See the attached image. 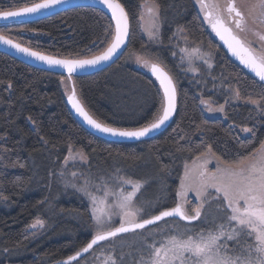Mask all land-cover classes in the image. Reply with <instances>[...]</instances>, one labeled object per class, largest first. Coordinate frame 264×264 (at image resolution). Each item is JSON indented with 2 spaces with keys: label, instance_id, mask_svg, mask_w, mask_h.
<instances>
[{
  "label": "trees",
  "instance_id": "trees-1",
  "mask_svg": "<svg viewBox=\"0 0 264 264\" xmlns=\"http://www.w3.org/2000/svg\"><path fill=\"white\" fill-rule=\"evenodd\" d=\"M38 1L0 0V11ZM119 1L131 23L127 50L109 68L75 77L77 93L106 124L127 129L149 124L161 114L163 93L149 70L130 58L146 55L163 64L176 82L175 118L149 139L105 140L73 115L66 100L69 77L0 52V264H54L80 251L96 234L89 195L82 187L96 194L122 178L140 181L135 207L143 211L137 220L146 219L180 202L185 166L206 155L209 145L222 162H232L250 157L264 141V102L254 105L249 100L264 96V83L229 56L195 0H150L159 8L157 41L147 37L142 24V7L149 0ZM181 31L194 46L212 52V60L199 65L198 73L182 62ZM0 33L52 55L84 58L111 43L114 23L99 9L75 7L30 23L0 24ZM203 100L223 107V115L209 116ZM70 148L85 159L66 163ZM208 194L199 219L170 217L119 234L68 264H139L153 243L157 247L189 229L192 234L215 231L227 223L213 199L218 196L215 189L209 188ZM200 203V197L187 195L184 208L194 214ZM36 220L43 225L33 228ZM253 242L254 236L249 237L248 243ZM227 247H237L236 241L229 240Z\"/></svg>",
  "mask_w": 264,
  "mask_h": 264
},
{
  "label": "snow or ice",
  "instance_id": "snow-or-ice-1",
  "mask_svg": "<svg viewBox=\"0 0 264 264\" xmlns=\"http://www.w3.org/2000/svg\"><path fill=\"white\" fill-rule=\"evenodd\" d=\"M59 3H62V0H43L41 3L25 6L17 11L0 12V17H19L24 14L35 13L40 9H47ZM101 3L111 10L112 19L115 21V28L111 43L108 47L90 59H59L44 55L30 48L22 47L18 43L14 44L12 40L3 35H0V41L49 65L63 67L69 74L75 72L77 68L107 61L125 43V39L129 34V21L128 13L119 0H101ZM197 3L200 5L201 11H204L205 18L211 24L213 30L221 36V39H225V34H227L228 39H225V42L228 43L229 48L237 55L243 53L241 55L242 62L251 68L261 81H264V55H251L244 43L237 36L232 35L231 29L224 26L222 14H218L227 11L231 17L234 13L235 26L238 30L242 31L244 15L236 8L234 0H228L225 9H220L219 4L209 3L207 0H197ZM155 7L156 5L153 3L148 11L155 14ZM250 12L255 13L259 22L264 24V0H254ZM255 34L259 36L260 40L264 41V34L259 32ZM193 51L198 52V49H194ZM145 66H149L147 62H145ZM150 68L163 89L162 107L161 114H158L152 122L144 127L127 130L101 124L85 111L84 107L76 99L74 90L73 94L69 96V100L73 108H75L84 120L99 131L120 137H143L163 125L171 117L176 107V87L171 76L156 64H151ZM236 96L239 98L238 91L236 92ZM249 100L254 105H261L264 102V96H261L260 100L251 98ZM202 103L207 102L202 101ZM208 110L223 111V107L219 109L209 107ZM243 131L251 132L252 130L244 128ZM69 151L71 154V148ZM211 152L212 149L209 145L207 155H210ZM255 152L256 155L251 159L249 157H243L232 162H221L217 157L218 167L214 172L207 171L206 164L208 161L206 158L204 159V163L200 164L198 161L201 160V157H197L191 168L187 165L185 166L184 177L181 180L180 191L178 193L181 197L180 202H177L170 209L160 211L158 215H154L150 219H141L139 222H136V216L143 209H137L136 212L129 211L133 198L141 188L139 182L134 183L133 190L127 193L123 190L115 193L106 189L105 198L101 200H98L97 197L89 193L87 187H82L80 190L85 192L86 195H89L93 201V217L97 222L98 230L90 242L73 256H69L67 261L71 262L76 260L81 255V252L87 253L99 241H104L108 237H115L118 233L144 229L146 225L155 224L164 218L179 217L185 221L197 220L201 217V209L208 203V189L213 188L218 194L213 199L218 204V210L225 213L224 219L227 224L231 225L230 229H225L224 225L221 224L215 231L210 229L206 234L202 230L194 236L189 235L184 239L176 235L170 236L159 247H156L155 243L149 245L148 257L145 259L141 256L139 264H264V141L260 142V147ZM79 155L81 159H85L83 154ZM125 183L133 182L125 181ZM188 189L195 191L197 197L201 198L200 205L193 209L194 214H189L184 208L185 200L183 198L186 196ZM108 195L116 196L114 205H106ZM99 204L106 205L108 208L107 213H105L104 209L97 207ZM114 209L118 211H113ZM98 213H105L108 219H111V215L113 214L120 215L122 213L124 221L120 223L119 227L108 231H100L99 229L104 226L105 220ZM232 222L235 223L233 224ZM42 224V221L36 220L32 227H36L37 225L42 226ZM180 235L183 236L184 233H180ZM225 235H227L228 240L236 241L237 247L230 250L231 255L228 251L224 250L227 249L226 242L224 244L220 243L221 237ZM253 236L254 242L248 243V238ZM109 259L112 258L109 257ZM113 264H115L114 260Z\"/></svg>",
  "mask_w": 264,
  "mask_h": 264
},
{
  "label": "water",
  "instance_id": "water-1",
  "mask_svg": "<svg viewBox=\"0 0 264 264\" xmlns=\"http://www.w3.org/2000/svg\"><path fill=\"white\" fill-rule=\"evenodd\" d=\"M43 2V0L41 1H38V2H35V3H41ZM120 2V1H119ZM35 3H32V4H35ZM121 3V2H120ZM32 4H29V5H26V6H31ZM122 4V3H121ZM123 5V4H122ZM25 7V6H23ZM75 7H92V8H96V9H99L105 13H107L111 19H112V15H111V10L108 9L106 7V5H104L103 3H101V0H62V3H59V4H56V5H53L47 9H40L39 11L35 12V13H28V14H24V15H21L19 17H8V18H3V17H0V24H25V23H30V22H33V21H36V20H41V19H44V18H47V17H50V16H53L55 14H58L60 12H63L65 10H68V9H71V8H75ZM20 8L22 7H19V8H15V9H10V10H4V11H0V12H7V11H17L19 10ZM125 9V7H124ZM125 11L127 12V10L125 9ZM128 13V12H127ZM113 20V19H112ZM224 20V26L231 29V32H232V35H235L237 36L245 45V47H247L251 53V55L253 56H258L255 51L251 48L250 45H248L244 39L242 38L241 35H239L235 30L234 28L232 27V25L228 24L226 22L225 19ZM128 21H129V34H128V37L125 39V43L116 51V53L113 54V56L107 60V61H101L99 62L98 64L96 65H86L84 66L83 68H77L75 72L69 74L67 72L66 69H64L63 67H60V66H54V65H49L47 64L46 62L44 61H40L38 59H36L35 57H32V56H29L23 52H20L18 51L15 47L11 46V45H8L6 43H4L3 41H0V52H3L29 66H32L34 68H38V69H41V70H45V71H48V72H53V73H56V74H60V75H65L67 77H69L70 81H71V91L69 92V94L67 95L66 97V100H67V103L73 113V115L76 117V119L89 131L91 132L92 134L98 136V137H101L105 140H108V141H116V142H136V141H141V140H144V139H149L153 136H156L158 134H160L161 132L165 131L169 126L170 124L172 123V121L174 120L175 118V115L177 113V108H178V90H177V85H176V82L172 76V74L168 71V69L165 68V66L157 61L155 62H152V64H156L158 65L161 69H163V71L167 72L169 76H171L172 80H173V83L176 87V107H175V110L173 112V114L171 115V117L163 124L161 125L158 129H155L151 132H149L147 135L143 136V137H139V138H136V137H120V136H113L109 133H104V132H101L99 131L98 129L94 128L93 126L89 125L87 123L86 120H84V118L75 110V108H73L72 106V103L71 101L69 100V96H71L73 94V90L75 91V96H76V99L81 103V105L84 107L85 111L88 112V114L90 116H92L93 119H95L97 122L101 123V124H104V125H107V126H111L109 124H106L102 121H100L98 118H96L89 110L88 108L85 106V104L83 103V101L81 100V98L79 97L78 93H77V89H76V86H75V81H74V78L75 77H79V76H86V75H91V74H94V73H97V72H100V71H103L107 68H109L110 66H112L114 63H116L121 57L122 55L125 53V51L127 50V47H128V44H129V41H130V35H131V23H130V17H129V14H128ZM113 23H114V28H115V21L113 20ZM210 27H211V30L213 31L215 37L217 38V40L220 42L221 46L226 50V52L229 54V56L235 61L237 62L240 66H242L247 72H249L253 77H255L256 79L260 80V78L256 75V73L251 69L249 68L248 66H246L245 63L242 62V59H241V55H243V53L241 55H237L235 54L232 49L229 48L228 46V43L225 42V39H228V36L227 34H225V39H221V36L217 34L216 31L213 30L211 24H210ZM0 35H3L5 37H7L8 39L12 40L14 44H20L22 47H26V48H30L31 50L33 51H37V52H40L44 55H49V56H53V57H56V58H59V59H90L92 58L93 56L95 55H98L100 53H97L93 56H89V57H84V58H70V57H61V56H57V55H52V54H49V53H46V52H42V51H39V50H36L34 48H31L29 46H26L20 42H18L17 40L5 35V34H2L0 33ZM108 47V46H107ZM106 47V48H107ZM105 48V49H106ZM104 49V50H105ZM103 50V51H104ZM102 51V52H103ZM149 73L157 80L159 86H160V82L159 80L157 79L156 75L153 74V72L151 71V68L149 69ZM261 81V80H260ZM264 83V81H261ZM161 87V86H160ZM162 90V93H163V89L161 88ZM146 126V125H145ZM111 127H114V126H111ZM144 127V126H142ZM114 128H119V127H114ZM138 128H141V127H138ZM138 128H133V129H127V128H120V129H127V130H135V129H138ZM159 213L155 214V215H158ZM151 217L149 218H146V219H150ZM170 218V217H169ZM173 218V217H172ZM174 218H177V219H180L179 217H174ZM166 219V218H164ZM163 219V220H164ZM140 220H137L136 222H139ZM162 221V220H161ZM185 221V220H184ZM194 221V220H192ZM160 222V221H158ZM156 222V223H158ZM188 222H191V221H188ZM155 223V224H156ZM153 225V224H152ZM120 226V225H119ZM119 226H116V227H119ZM147 226H151V225H146L145 227ZM115 227V228H116ZM114 229V228H113ZM136 230H139V229H136ZM119 234H122V233H118L117 235ZM109 238H112V237H108L107 239ZM106 239V240H107ZM105 241V240H104ZM90 242V241H89ZM103 241H99L97 243V245L99 243H101ZM97 245H94L93 248ZM92 250V249H91ZM91 250H89L87 253H84V252H81V255L79 257L76 258V260L84 257L86 254H88ZM73 256V255H72ZM74 260V261H76ZM73 262V261H71ZM71 262H68L67 261V258L64 259V260H61L59 262H56L54 264H68V263H71Z\"/></svg>",
  "mask_w": 264,
  "mask_h": 264
},
{
  "label": "rangeland",
  "instance_id": "rangeland-1",
  "mask_svg": "<svg viewBox=\"0 0 264 264\" xmlns=\"http://www.w3.org/2000/svg\"><path fill=\"white\" fill-rule=\"evenodd\" d=\"M199 11L204 15V11H201V7L200 5L197 3V0H195ZM207 2L209 3H217L220 4V7H222L223 9H225V5L228 3V0H207ZM235 2V6L238 10H240L243 15H244V24H246V26H244L245 28H243V30H238L237 28H235V31L242 36V38L244 39V41L251 46V48L255 51V53L259 56V55H264V41L260 40L259 36H257L255 33L259 32L261 34H264V24H261L258 20V18H256V14L250 12V8L252 3H254V0H234ZM153 1H146L142 7V24L144 26V31L147 35V37L151 40V41H157L160 38V19H159V8L157 6L156 3H154L156 5L155 9H154V13L152 14L148 11L149 7H151L153 5ZM225 11H223L222 13L224 14ZM206 19V18H204ZM206 21L208 22V20L206 19ZM181 35L180 39L181 41L184 43V45H182L181 47V51H182V59H184L182 62L185 63L188 66L189 71L194 72V73H198L199 72V68L200 66L203 64L206 66V64H209L210 60H212V52L207 50H202V48L196 47L194 46L192 43L189 42V39L187 38V36L183 33V31H181ZM151 33V35H150ZM194 49H198V52H194ZM131 61L133 62V64L135 66H137L138 68L144 69V70H149L150 69V65L152 64V62H155V60L151 57H148L146 55H141V54H133L131 57ZM145 62H147V64L149 66H145ZM200 65V66H199ZM70 80V79H69ZM68 82V79H67ZM71 85V81L69 82ZM69 89H67L68 91ZM204 101V100H203ZM207 103H203L204 107H205V111L209 116H218V115H223V111H219V110H215V111H209V107H211L212 109H219L220 107L215 106L211 103L210 100H205ZM79 154H83L82 152L78 151V152H74L72 151L70 156L68 157V159L66 160V163L69 162H74L77 160H84L80 158ZM256 155V152H254L249 159H251L253 156ZM84 156V154H83ZM74 157V158H71ZM207 159V164H206V169L209 172H214L216 171L217 167H218V163H217V156L213 153H211L210 155H204L203 157H201V160L198 161V163L203 164L204 163V159ZM220 160V159H219ZM196 161V159L192 160L190 163L187 164V166L189 168H191L193 166V162ZM221 161V160H220ZM222 162V161H221ZM125 181H132L133 183H125ZM139 182L141 187H142V182L131 179V178H122L118 181L117 184H114L113 186H106L104 188H102V191L96 193V194H92L95 197H97L98 200L104 199L105 198V190H111L112 192L118 193L119 191L123 190L125 193L127 192H131L133 190V184ZM141 189V188H140ZM137 194V193H136ZM188 196H197L196 192L188 189L186 191V196L183 198L184 200L186 199V197ZM135 198L136 196L133 198V202L132 205L129 209V211H133L136 212L137 208L135 207ZM89 201H90V205H91V210H92V214H93V201L89 196ZM116 202V196L115 195H108L106 198V205L111 206L114 205ZM105 204H99L97 207L100 209H104L105 213H107L108 208L106 207ZM113 211H118L116 209H114ZM105 213H98L102 215V218L105 220L104 226L102 228H100V231H108L110 229H113L114 226L117 223H121L124 221V217L123 214L121 213L120 215H111V219L107 218V215ZM141 218V213L138 212L137 216H136V221L137 219ZM41 221V220H40ZM96 227H95V231L97 232L98 227H97V222L94 219ZM233 224L235 222H232ZM43 225V224H42ZM41 225H37L36 227H40ZM33 227V228H36ZM225 229H230L231 225L229 224H224ZM191 229L185 231L186 233L181 236L180 233L183 232H179L178 234H176V236H179V238L184 239L189 235L194 236L195 234L192 233H188ZM205 234L207 233V231H204ZM168 239V238H167ZM166 239V240H167ZM165 240V241H166ZM163 241V242H165ZM226 242V244H229V240L227 239V235H225L224 237H221L220 243L224 244ZM162 243V242H161ZM160 243V244H161ZM160 245H158L157 247H159ZM232 248L227 247V249H224L226 251L229 252V254L231 255V250Z\"/></svg>",
  "mask_w": 264,
  "mask_h": 264
},
{
  "label": "flooded vegetation",
  "instance_id": "flooded-vegetation-1",
  "mask_svg": "<svg viewBox=\"0 0 264 264\" xmlns=\"http://www.w3.org/2000/svg\"><path fill=\"white\" fill-rule=\"evenodd\" d=\"M196 5H197V4H196ZM226 5H227V4H226ZM226 5H225V7H226ZM197 7H198V6H197ZM219 7H220V4H219ZM198 9H199V8H198ZM220 9H223V8L220 7ZM214 11H215V10H214ZM200 13H201V12H200ZM218 14H222L223 19H225L226 22H227L228 24L232 25V27H233L234 30H235L236 26H235V23H234V19H235V14H234V13L232 14L231 17H230L229 14L227 13V11H225L224 14H223V13H218ZM201 15H202L203 18H205V14L203 15V14L201 13ZM204 21L206 22V24L208 25V27H209L210 30H211L210 23L207 22L206 19H204ZM244 26H246V24L243 23V28H245ZM211 31H212V30H211Z\"/></svg>",
  "mask_w": 264,
  "mask_h": 264
}]
</instances>
